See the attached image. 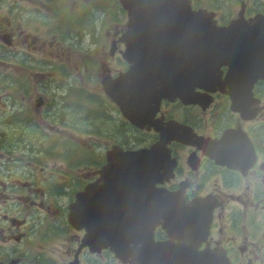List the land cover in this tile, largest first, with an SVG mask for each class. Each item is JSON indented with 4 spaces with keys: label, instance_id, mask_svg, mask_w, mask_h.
<instances>
[{
    "label": "rangeland",
    "instance_id": "1",
    "mask_svg": "<svg viewBox=\"0 0 264 264\" xmlns=\"http://www.w3.org/2000/svg\"><path fill=\"white\" fill-rule=\"evenodd\" d=\"M29 1L15 2L11 10L6 8L10 0H0V76L14 78L0 79V228L5 226L3 218L6 215L20 218L8 229L7 237L0 236V258L12 259V264H73L78 233L65 221L63 214L72 202L69 204V197L51 196L49 191H56L58 187L52 184L57 183L66 188L65 193L71 194L75 189L76 196L92 177L98 176L111 146L128 150V146L139 143L141 136L131 125L119 132L123 117L114 110L115 104L106 95V90L110 93L112 90L103 85V81L106 83L108 75L116 76L119 72L115 66V53L120 51L118 46L130 58L137 59L143 52L137 49L127 53L121 42L119 30L127 23L124 16L110 15L114 20L102 16V12H115L120 0H100L101 10L95 18L70 15L63 5L65 0ZM193 1L197 9L216 13L217 19L225 24L237 18L244 9L249 17L255 13L264 15V0ZM90 3L93 4V0ZM29 13L38 18L42 16L41 21L31 18ZM160 19L150 18L147 25L153 27V31L140 36V41L156 39L164 31L156 27ZM76 39L79 41H74ZM253 57L256 63L264 58L262 55ZM28 62L33 66H27ZM123 62L130 65L124 58ZM48 89L56 94L54 102L42 93ZM68 94L80 105V113L65 110ZM256 94L262 102L252 106L259 115L255 119L256 114H253L249 127L258 150L264 152V84ZM98 97H104L107 103L90 116L83 114L90 101ZM26 114L32 115L34 120L17 124L18 118ZM220 114L224 123L234 119L229 106ZM192 116L191 121L196 124L218 121L217 116L204 115L201 111H193ZM36 118L42 129L35 126ZM236 120L240 121V126L245 125L243 120ZM184 154L187 158L189 152ZM121 159L120 154L113 152L112 164L117 165ZM179 172L180 184L193 186L204 181L199 203L209 201L207 196H211L213 203L218 204L220 225L217 229L216 218L214 232V239L217 236L218 239L212 245L226 248L238 232L237 241L230 247L242 261L240 264H264V191L260 189L256 198L254 187L251 191H244L242 187L260 182L264 171L256 177H228L226 183L230 186L218 183V179L225 176L215 168L201 166L195 171L184 161ZM205 174L209 175L206 180ZM30 179L36 184L26 185ZM6 184L19 187L17 194L6 190L10 205L3 202ZM18 199H21L20 206L16 203ZM233 206L238 207V213L227 219ZM232 230L234 235L230 234ZM165 240L180 243L168 236ZM77 258L82 264H124L113 253L95 255L82 251Z\"/></svg>",
    "mask_w": 264,
    "mask_h": 264
},
{
    "label": "water",
    "instance_id": "2",
    "mask_svg": "<svg viewBox=\"0 0 264 264\" xmlns=\"http://www.w3.org/2000/svg\"><path fill=\"white\" fill-rule=\"evenodd\" d=\"M147 1L152 2L123 0L124 7L129 11V27L132 29V36L138 30L139 20L147 18L153 10L168 8L170 11L186 12L188 17L185 25L174 34L166 37L161 33L156 39L153 37L148 44L149 47H153L149 50L145 49L143 56L134 59L126 54L128 60L134 65L112 83V93L107 92V94L132 124L139 126L144 116L151 117L165 98L187 97L190 102L195 103L197 99L195 89L198 87L208 89L204 84L209 80L217 82L214 87H220L223 91L224 86L227 85L226 82L217 81V76L207 74L216 69L219 70L228 58L234 65L232 76L234 68L244 71L246 76L251 73L264 74V58L256 63L253 57L264 56V23L249 26L243 21H238L234 27L219 30L210 20L206 21L203 17L207 15L205 12L199 11L192 14L189 0ZM185 28L192 30L191 39L178 43L168 55L166 51L169 48L166 45L175 41ZM230 29L232 30L229 34L239 36L241 42L232 43L233 39L230 36L220 38V33H226ZM126 43L127 53L137 51L131 42ZM188 44L192 45V50L181 55H186L188 58L177 66L172 65L173 53ZM153 50L160 54L158 61L156 60L149 67H152L150 72H147L149 68L140 71L138 62L149 59L148 54ZM243 56H246L244 60ZM235 99L232 97L233 101ZM238 109L233 107V110ZM170 141L165 140L151 149L123 153L122 168L116 171L112 169L111 164H108L102 172L106 182L105 187L87 188L82 193L83 200L71 207V213L72 215L79 213L83 217L85 222L79 223L91 234L94 232L90 230L92 225L89 218H96L93 226L97 235L94 234V236L104 240L98 250L105 245H111L119 258H131L130 264H175V258H178L177 264H208L209 262L227 264L223 256H210L205 251L201 253L196 251L199 245L198 243L195 246L196 230H192L187 235L194 239L195 244L192 253L186 257L177 256L172 243L154 240L155 230L160 225L167 230L169 236L177 237V233L181 232L177 225L189 221L194 211L185 209L186 201L183 191L169 193L155 188V184L159 181V173L169 165L167 145ZM224 142L227 144L228 141ZM229 149L227 144L223 153ZM107 189L111 190L109 194ZM181 207L184 209H180ZM207 211L208 209L204 212ZM209 220L211 221V215L208 222ZM77 221L78 218H75V222ZM196 226L197 223L194 224V228ZM205 233L208 235L207 227ZM181 234L185 238L184 232Z\"/></svg>",
    "mask_w": 264,
    "mask_h": 264
},
{
    "label": "flooded vegetation",
    "instance_id": "3",
    "mask_svg": "<svg viewBox=\"0 0 264 264\" xmlns=\"http://www.w3.org/2000/svg\"><path fill=\"white\" fill-rule=\"evenodd\" d=\"M76 1V0H73ZM84 1L85 5L91 4V0H80ZM74 5V4H73ZM255 6H258V3L255 4ZM125 12L121 8H116V11L113 12L115 16L118 15H123ZM246 9L243 10L239 14L238 17H243L244 19H250L254 20L259 15L255 13L253 17H249L246 15ZM125 32V27L124 29H120L119 33L121 36ZM40 39V38H39ZM118 53L116 54L115 57H117V60L115 62V66L117 68L118 74L123 71L127 70L130 68V66H127L123 62V54L124 50L120 47ZM117 74V75H118ZM201 94L206 95V99L201 101V105H189L185 103L183 100L180 99H165L162 101V104L160 108L158 109V112L156 115L152 118V123L144 122L139 125V127H136L134 125H131L128 121H126L124 118L122 120L121 128L119 129V132H122L127 130L128 126H132L134 130H136L140 136L141 140L139 141L138 144L136 145H131L128 146V150H140V149H145V148H150L154 144L160 143L161 138L164 135V133H168L170 136L173 137L172 141L169 144L170 152H171V167L173 168L171 173L167 175V172H165L164 177H162L163 172H161V177L160 181L163 183V186H165L169 191L171 192H176V191H183L184 193V198L187 200V203L189 206H191L192 201L197 198H201V192L202 188L204 187V181H200L193 186H189L188 184H185L184 182L180 184L179 182V171L180 168L183 166V162L185 161L187 165H189L193 170L198 171L201 166L204 169H218L221 173H224L225 177L219 178V182H223L224 185L226 184V179L228 177H238V178H244L246 176H258L259 173L264 171V152L258 150L257 144L255 143L254 137L252 139L250 129L247 128V121H243L245 123L244 126H240V121L236 119H241L240 114H236L233 111H231L232 119L231 121H227V123H224V117L220 114V112L227 108L228 106L231 107V101L228 95L222 93L221 91L217 92H209L207 90H200L198 91ZM100 103H107L106 99L103 100L101 97H98ZM102 104V105H104ZM102 105L100 104H94L92 106V110L90 111V115L93 111L96 109L100 108ZM115 111H119L116 109L117 107L113 105ZM249 109V108H248ZM193 111H201L204 113V115L212 114L213 116H217L218 121H212L209 122L205 125L204 124H196L192 120V112ZM223 122V123H222ZM229 129H235L241 133L248 134V140H254V146L257 151L255 153L254 149L246 142L244 137L236 136V137H231L229 136L230 132ZM207 131L210 133L208 134ZM189 135H196V137H186ZM197 137H202V138H210L213 140H204L202 138H197ZM184 140H201V145L197 144H185L183 143ZM219 140H236V149L238 150V157L236 158L237 161V168H230L226 165H222L218 163L215 159L209 157L205 152H204V147L203 143H211V144H216ZM124 150V149H123ZM116 151L119 153L120 148L118 146H111L109 150H107V155H106V161L103 162L102 168L106 163L109 161V154L113 153ZM187 151L189 152V155L187 158H185L184 152ZM207 153H209L207 151ZM252 158H254L252 160ZM100 175V171L99 174ZM209 175L205 174L204 179L206 180ZM98 178V176L92 177L91 181H94ZM26 185H33L32 180H28L25 182ZM162 185H158L159 188L163 187ZM6 189L3 191V199H5L3 202L7 204L10 203V199L6 197V190L8 193L12 194H17L16 190L19 188L18 186L12 187L10 184L5 185ZM24 187V185H23ZM244 187V190L250 191L254 185H242ZM262 187L264 188V182L262 184ZM25 190V187H24ZM73 192V191H72ZM51 196H64V197H69L70 199V206L65 209L64 218L65 221H68L69 225H71L69 221V210L72 206L73 203L77 202V197L78 194L75 196V192H73V196L70 193H65V190H56L54 192L50 193ZM209 201H207V205L212 201L211 196H207ZM20 200H17V205L20 206ZM31 204L34 205L35 201H31ZM68 204V205H69ZM2 206L0 205V210ZM20 208V207H19ZM8 209V208H6ZM20 216L22 219L25 218V215H23V211L19 209ZM15 220H20V218L12 217L9 215H6L3 218V223H5L4 227L0 228V236L2 237H7L8 236V229L11 227V225L15 222ZM29 221L28 223L30 224L31 220L27 218ZM89 221L91 223V232L95 233V228L93 226V223L96 222V218H89ZM72 226V225H71ZM77 234V239H76V244L78 246V250L74 256L76 257V262L73 264H82L80 263L78 257V254H80L82 251H88L89 253H93L97 250V245L96 243L93 245L87 244L85 242V237L87 234V231L85 229H79L76 226H72ZM188 226L184 228L186 230ZM83 235V238L82 236ZM166 236V233L161 231L158 233V238L164 240ZM182 243L184 245L183 248L177 249L174 253L177 256L180 257H186L189 253V248H192L193 245L195 244V241L193 238L189 236L181 237ZM99 242V241H98ZM218 245V244H217ZM215 249H223L222 246H217ZM2 247V246H1ZM111 251V247H109ZM176 262L175 264L178 263V258H175ZM12 259L6 260L0 258V264H12ZM15 262V261H13ZM208 264H212L209 262Z\"/></svg>",
    "mask_w": 264,
    "mask_h": 264
},
{
    "label": "bare ground",
    "instance_id": "4",
    "mask_svg": "<svg viewBox=\"0 0 264 264\" xmlns=\"http://www.w3.org/2000/svg\"><path fill=\"white\" fill-rule=\"evenodd\" d=\"M181 23H182L181 14H179L178 11L173 16L169 17L168 19L161 21L162 27L166 30L162 36L168 34V32H170V30L179 26ZM135 37H136V35H134L133 38H135ZM136 44H137V41H136ZM245 108L248 109L249 105H245Z\"/></svg>",
    "mask_w": 264,
    "mask_h": 264
},
{
    "label": "trees",
    "instance_id": "5",
    "mask_svg": "<svg viewBox=\"0 0 264 264\" xmlns=\"http://www.w3.org/2000/svg\"><path fill=\"white\" fill-rule=\"evenodd\" d=\"M4 57H7V54H5L4 53ZM0 79L2 80V81H5V80H8V79H11V80H14V78H12V76L10 77V78H8L7 76H5V75H1L0 76ZM69 104V103H68ZM83 112V111H82ZM18 119H20L19 121H17V124L21 121H26V122H28L29 121V119H32V120H34V118L32 117V115H30V114H26V115H22V116H20ZM35 126L37 127V128H39V129H42L40 126H39V124H38V121H37V118H36V122H35Z\"/></svg>",
    "mask_w": 264,
    "mask_h": 264
}]
</instances>
